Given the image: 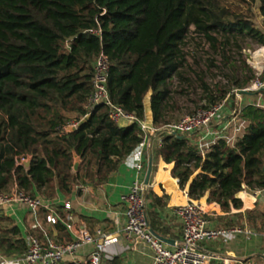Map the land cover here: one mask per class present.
Returning a JSON list of instances; mask_svg holds the SVG:
<instances>
[{
    "label": "trees",
    "instance_id": "16d2710c",
    "mask_svg": "<svg viewBox=\"0 0 264 264\" xmlns=\"http://www.w3.org/2000/svg\"><path fill=\"white\" fill-rule=\"evenodd\" d=\"M249 1L251 6L258 3L264 16V0ZM229 4L228 0H0V190L16 184L51 201L58 191L68 197L81 185L108 182L141 143L143 132L138 123L121 126L111 120L105 104L86 107L96 59L102 53L108 57L107 88L115 105L144 120V101L150 95L154 126L166 125L170 84L184 65L182 47L192 26L225 59L231 41L239 49L248 39L264 46V31L253 20L251 7L243 12ZM243 69L249 74L243 79L234 75L231 81L237 89L248 87L255 78L248 65ZM205 88L208 103L203 108L219 103L228 93L220 88L216 95ZM247 94L244 97L253 98ZM240 117L249 122L243 136L234 145L219 139L205 154L192 136L163 135L161 144L154 143V155L174 164L172 175L182 189L187 188L190 199L208 194V202L230 211L243 206L238 193L245 186L264 189V106L248 102ZM73 122L76 126L70 127ZM74 153L81 157L77 172ZM30 156L26 167L23 159ZM146 196L148 218L157 230L156 208L166 198L151 189ZM56 226L66 228L61 219ZM6 247V252L28 251L25 240Z\"/></svg>",
    "mask_w": 264,
    "mask_h": 264
},
{
    "label": "crops",
    "instance_id": "0c3cea01",
    "mask_svg": "<svg viewBox=\"0 0 264 264\" xmlns=\"http://www.w3.org/2000/svg\"><path fill=\"white\" fill-rule=\"evenodd\" d=\"M247 95L253 97L250 102L255 100L260 103L259 100L264 98V89ZM144 104V121L153 127L150 95ZM224 121L227 123L226 129L223 130L224 135L235 136L237 139L245 133L249 125L248 121L245 122L241 131H238L237 127L243 119L240 116L231 117L229 112L226 113ZM119 124L125 126L129 123L122 120ZM236 142L237 140H234L229 144L234 145ZM154 143L152 149L146 151L144 180ZM135 158L133 153L128 156L119 170L101 186L95 187L87 183L76 187L68 197L58 191L57 197L51 201L42 198L45 205L35 212L23 204L5 206L0 215V264H28L23 259L24 253L18 250L6 252L7 243L15 245L19 240H25L27 243L30 235L44 241L53 238L59 242H69L82 229H87L92 234L101 230L105 234L118 236L119 243L110 245L108 253L115 255L114 259H119L121 264H151L153 252L147 243L141 242L137 249H125L129 243L123 231L125 221L121 197L129 191L134 180ZM173 166L174 164L166 163L161 156L153 153V170L147 188V191L151 189L158 196L166 198L164 205H158L156 208L160 225L156 226L157 230H154L151 224L150 226L156 233L170 239L172 242L167 244L171 247H174L182 237V222L175 209L190 200L187 188L182 189L178 179L172 175ZM15 187L16 184L9 190ZM207 197L208 194L197 201L206 212V227L217 232L215 236L201 243V248L211 256L210 264H264V191L251 190L245 186L238 193L243 206L232 208L230 211H224L218 203L208 202ZM66 202L71 204V209L65 208ZM148 208L150 209V201ZM51 212L58 215L65 229L47 221V216ZM69 215L70 220L67 218ZM2 239L6 241L1 243ZM93 250V245L83 246L75 254L66 257V264H76V261L88 259Z\"/></svg>",
    "mask_w": 264,
    "mask_h": 264
},
{
    "label": "built area",
    "instance_id": "2783aa9c",
    "mask_svg": "<svg viewBox=\"0 0 264 264\" xmlns=\"http://www.w3.org/2000/svg\"><path fill=\"white\" fill-rule=\"evenodd\" d=\"M94 68L93 88L86 107L92 109L98 104H105L109 107L111 120L117 123L122 120L138 123L143 132L141 143L132 152L136 156L134 180L129 191L121 197L125 221L123 231L129 243L125 249H137L141 242H145L153 252L151 264H210L211 256L201 248V243L215 236L217 232L206 227V212L197 200L190 199L186 204L175 209V213L182 222V237L174 247L169 246L150 231L146 196L148 186L144 183L146 151L152 149L155 141L161 144L163 135L179 134L196 137L195 144L203 154L207 153L219 139H225L227 143L238 140L235 136L227 137L223 133L227 124L224 119L228 109V99L209 107H201L176 122L150 127L144 120L127 113L121 106L112 102L107 88L110 64L105 54L99 55ZM255 89L262 90L264 86L260 82H255L251 87L233 91L237 103L244 100V94L241 93L243 90L250 92ZM241 109L242 106L236 105L233 111L234 116H240ZM245 122L247 121L243 120L237 127L238 131H241L242 124ZM75 126V122L70 124V127ZM262 190L264 191V189L260 191ZM15 203L23 204L34 212L45 205L41 197H34L19 189L17 185L12 190H0V215L5 206ZM65 208L71 209V204L66 202ZM67 218L70 220L71 216ZM58 220L59 217L54 212L47 216L49 223L56 224ZM119 241L118 236L105 234L101 230L92 234L87 229L80 230L78 235L69 242H59L53 238L44 241L35 235H30L27 238L28 251L23 259L28 264H66L67 256L75 254L85 245H93L94 250L89 258L76 261V264H104L114 260L115 255L108 253V247Z\"/></svg>",
    "mask_w": 264,
    "mask_h": 264
},
{
    "label": "rangeland",
    "instance_id": "374dc122",
    "mask_svg": "<svg viewBox=\"0 0 264 264\" xmlns=\"http://www.w3.org/2000/svg\"><path fill=\"white\" fill-rule=\"evenodd\" d=\"M228 1L229 5L233 8L237 7L236 9L239 11L246 12L251 7L253 20L264 31V16L259 10L258 3L251 6L249 0ZM241 45L242 48L239 49L234 41L227 44L225 52L228 59H225L221 53H216L211 43L197 32L194 26L190 28L182 47L185 56L184 65L180 68V75L174 76L170 84L171 93L168 109L164 113L163 118L165 123L176 122L206 105L208 103V94L205 86H208L216 95H218V89L220 88L228 90L226 97L222 101H225L226 98L228 99L227 112L231 114V117L234 116L233 111L236 105L244 106L252 101L251 98L245 97L243 101L237 103L233 94L237 87L233 86L231 81H233L234 75L243 79L245 74H249L243 69L244 65H248L255 75L248 87H251L255 82H260L264 86V80H260V76L264 71V46H258L249 39ZM257 53L261 54V59L259 60L256 57ZM252 91H259V89ZM259 101L260 103L254 102L264 106V98ZM194 139L196 140V137Z\"/></svg>",
    "mask_w": 264,
    "mask_h": 264
},
{
    "label": "water",
    "instance_id": "95a60500",
    "mask_svg": "<svg viewBox=\"0 0 264 264\" xmlns=\"http://www.w3.org/2000/svg\"><path fill=\"white\" fill-rule=\"evenodd\" d=\"M242 94H247L249 93V91H246V90H243L241 92ZM177 137H182V135H179V134H176ZM31 156L26 158L25 160H23V164L26 166V167H29L30 166V163H31ZM80 164H81V157L79 155H77L76 153H74V165H73V170L75 172H77L79 170V167H80ZM152 170H153V153L152 151L150 152L149 154V158H148V166H147V172H146V176H145V180H144V183L146 186H149V183H150V178H151V174H152ZM150 228V231L155 235L157 236L158 238H160L162 241L166 242V243H170L172 242L170 239L156 233L152 228L151 226H149Z\"/></svg>",
    "mask_w": 264,
    "mask_h": 264
},
{
    "label": "bare ground",
    "instance_id": "6f19581e",
    "mask_svg": "<svg viewBox=\"0 0 264 264\" xmlns=\"http://www.w3.org/2000/svg\"><path fill=\"white\" fill-rule=\"evenodd\" d=\"M260 51H261V50H260ZM262 55H263V54H262ZM256 57L258 58V60L261 59V54H260V53H257V56H256ZM257 58H256V59H257ZM256 59H255V60H256ZM254 64H255V63H254ZM257 67H258V66H257Z\"/></svg>",
    "mask_w": 264,
    "mask_h": 264
}]
</instances>
